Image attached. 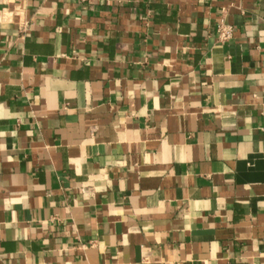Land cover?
<instances>
[{
	"label": "crops",
	"instance_id": "obj_1",
	"mask_svg": "<svg viewBox=\"0 0 264 264\" xmlns=\"http://www.w3.org/2000/svg\"><path fill=\"white\" fill-rule=\"evenodd\" d=\"M0 264H264V0H0Z\"/></svg>",
	"mask_w": 264,
	"mask_h": 264
},
{
	"label": "built area",
	"instance_id": "obj_2",
	"mask_svg": "<svg viewBox=\"0 0 264 264\" xmlns=\"http://www.w3.org/2000/svg\"><path fill=\"white\" fill-rule=\"evenodd\" d=\"M234 32L233 25L224 20H220L216 27V34L219 41H227L229 40Z\"/></svg>",
	"mask_w": 264,
	"mask_h": 264
}]
</instances>
